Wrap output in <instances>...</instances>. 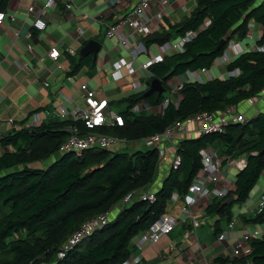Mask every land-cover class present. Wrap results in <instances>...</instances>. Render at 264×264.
<instances>
[{
    "label": "trees",
    "instance_id": "trees-1",
    "mask_svg": "<svg viewBox=\"0 0 264 264\" xmlns=\"http://www.w3.org/2000/svg\"><path fill=\"white\" fill-rule=\"evenodd\" d=\"M7 0H0V12ZM5 12V11H4ZM209 19L208 25H204ZM261 27L257 44L264 43V0H197L196 7L181 21L168 24L167 29L143 37V44H163L179 38L187 31L196 32L183 46L160 62L149 66L150 79L161 81L169 90L168 80L187 71L210 69L228 43L236 37L242 40L249 31L248 23ZM224 38L222 46L217 47ZM92 54L78 56L71 74L82 66L95 67ZM228 70H238L227 78L213 77L204 81H184L177 93V105L169 102L161 113L133 112L140 101L157 107L169 95L144 90L130 93L121 101L126 107L119 112L121 125H106L91 129L110 136L136 140L161 133L175 121L186 120L198 113L215 114L231 105H243L248 97L259 96L264 87V52L245 50L227 63ZM149 82V81H148ZM170 92V91H169ZM18 122L24 124L30 119ZM80 121L49 118L36 126H19L0 137V264H120L134 249L133 238L149 226L168 207L173 192L180 196L202 167L200 150L217 147V153L228 158L245 154L246 165L235 175L234 190L224 197L211 198L204 208L205 216L217 215L214 234L222 230L220 219H232L231 208L244 203L264 170V109L246 123H231L222 132L199 133L196 137L177 141L175 153L180 158L177 167H170L154 191V200L141 199L139 193L148 190L158 173L159 153L156 148L134 151L106 150L94 147L77 155L60 153L59 146L68 135L65 127ZM90 130V129H89ZM127 147V146H126ZM57 153L55 157L54 154ZM53 161L43 167L28 166ZM225 161H223L224 164ZM128 193H135L130 202L121 205ZM234 194L231 204L222 201ZM109 213V221L84 236L62 258L59 247L85 221ZM246 223H264V207ZM249 252L230 258L231 264H264V234L250 239ZM229 258L218 256L215 261Z\"/></svg>",
    "mask_w": 264,
    "mask_h": 264
},
{
    "label": "crops",
    "instance_id": "crops-1",
    "mask_svg": "<svg viewBox=\"0 0 264 264\" xmlns=\"http://www.w3.org/2000/svg\"><path fill=\"white\" fill-rule=\"evenodd\" d=\"M137 1L124 0L117 4L114 0H73V3L71 0H56L52 7H45L41 0H7L4 11L15 19H6L0 24V137L15 129L14 126L26 119L32 111L39 114V122L41 123L49 119L44 110L58 111L62 105L72 108L83 104L85 93L80 90V86L84 83L89 86V79H94L97 82L95 88L89 87L95 90L98 97L107 99V109H110L109 105L114 101L108 99L109 93H121L128 89H133L134 92L132 93H135L144 90V87L146 89V82L142 80V76L138 75L137 70L129 72L126 67H122L117 71L115 70V63L121 59L125 61L130 59L137 50H139L137 57L142 52H145L147 56L148 53H153L151 47H154L158 53V44L154 43L145 47L143 37L140 36L132 41L129 48H126L116 38L106 36L108 24L113 23L127 12ZM167 1L170 5L166 13L157 21L159 27L157 31L167 29L168 24L177 23L188 16L196 7L197 0ZM68 5H71V8ZM28 7H32V10L29 11ZM151 11L153 13L158 11L156 4ZM36 16L46 21L45 30L38 31L32 26V21ZM251 23L250 33L257 27V30L254 31H257L258 36L255 43L252 46L247 45L245 50H255L258 45L257 40L262 32L257 23L254 21ZM27 33L30 35L27 36ZM90 39L99 42V50L104 47V54L102 57H98L97 53L95 67L90 68L89 65H85L75 74H71L80 49ZM231 41L238 42L241 40L233 37ZM239 46L244 52L241 43ZM51 47H56L60 51L56 60L48 55ZM68 48H72L76 52L75 55L70 54L67 51ZM224 51L225 58L217 59L214 65H219L225 69L226 75L222 72L215 74L220 78L230 76L227 63L239 54L233 53L230 48H226ZM106 63H109L111 67L110 73L104 71ZM137 80H140L141 83H137ZM185 80L184 75L175 76L168 80L170 95L173 85ZM111 82L115 84V89L105 90L103 85ZM262 108L264 109V98L262 97H257L254 104H249L246 101L243 105L238 106L239 111L245 112L249 117L256 115ZM198 134V125L191 121L187 133L179 139L196 137ZM177 141V139L173 140L176 143ZM165 145L172 147L171 143H165ZM2 153L3 148L0 147V154ZM218 155L226 156L225 154ZM239 158L246 161L245 154L230 160L234 161ZM53 159L54 157L51 156L45 163L38 161L28 166L43 167L52 162ZM160 167L161 170L158 171L154 183L150 186L151 189L155 190L159 187L162 177L168 170L165 162H162ZM229 167L235 169L236 173L239 171L235 165L225 166L222 170L223 176L227 175L226 171L229 170ZM234 181L235 176L231 182L234 183ZM219 185H222V180H220ZM249 198L250 196L244 203L235 204L231 208L236 230L231 231L221 242L216 240L217 235L214 234L215 222L219 217L202 214L203 210L201 211V209H203L206 199H201L203 202L196 205L197 209L195 206L193 207L195 211L193 217L203 219V223L197 226L195 234H190L187 238L183 237L188 228V221L180 223L170 233L163 235L159 241L154 243L140 242L142 232L138 233L133 238L134 249L131 252L132 255L140 256V260L135 264H231L233 241L240 234V231L246 229L245 219L255 214V210L258 208L256 205L261 200L260 197L256 202L257 204H250ZM182 205L181 200L176 201L168 210L178 215L176 211H179ZM237 206V216L242 219L243 223H239L238 217L234 216L233 210ZM227 224V221L220 219L219 226L222 230L218 234L227 231ZM254 229L264 231V223L254 225ZM194 241L197 246L194 245ZM169 243L175 245L171 250L168 248ZM218 256L229 259L226 262L215 261Z\"/></svg>",
    "mask_w": 264,
    "mask_h": 264
},
{
    "label": "built area",
    "instance_id": "built-area-1",
    "mask_svg": "<svg viewBox=\"0 0 264 264\" xmlns=\"http://www.w3.org/2000/svg\"><path fill=\"white\" fill-rule=\"evenodd\" d=\"M73 0H71L72 2ZM115 3L120 4L124 0H114ZM56 0H45V7H52L55 4ZM73 3V2H72ZM157 5L158 11L153 13L151 11L154 5ZM169 2L167 0H138L131 8L125 12L123 15L118 17L113 23L108 24L106 28V36L109 38H116L123 47L129 48L132 41L136 37H145L149 34L154 33L159 29L157 21L164 15L169 7ZM71 8V5H68ZM29 11L32 10V7H28ZM6 19L14 20L13 16L7 15L6 12H0V24L3 23ZM210 22L209 19H205L204 25H208ZM32 26L38 30L43 31L46 28V21L36 16L32 21ZM252 23L249 21L248 27L251 28ZM261 28V27H260ZM18 34L17 32L15 33ZM196 32L187 31L185 34L178 38L176 43H171L167 41L163 44L158 45V53H148V60L138 63L137 62V50L131 58L128 60L121 59L115 63V70L119 71L122 67H126L129 72H134V65L136 64L139 69H148L149 66L153 63L160 62L164 59L167 52H180L183 51V46L188 42ZM30 33H27L29 36ZM247 36H252L250 29L247 33ZM226 48H230L233 53H240L242 49L239 46V43L236 41H230ZM255 50L264 52V43L256 46ZM67 51L75 55V51L72 48H68ZM225 52V51H224ZM218 57L217 59H224L225 54ZM60 51L56 47H51L48 55L56 60L59 57ZM217 59L214 61L217 62ZM211 66L210 69H199L195 71H187L184 73L186 78L185 81H204L211 79ZM238 70L234 69L229 71V75H237ZM184 82V81H182ZM182 82H177L173 85L171 95L164 99V102L157 106L152 107L144 101H140L135 104L131 111L140 112L148 111L153 113H161L162 109L165 108L169 102H173L175 105L178 104L181 96L177 93L179 88L182 85ZM137 83H141L140 80H137ZM80 90L85 93L84 102L81 105H76L72 108H67L62 105L59 107V110H44L48 118H54L58 120L70 119L74 122L80 121L88 130L81 129V126L78 124H69L65 127V130L68 132L66 140L60 144L58 151L60 153L73 152L77 155L81 154L82 151L100 147L106 150H118L121 147L133 146L135 143H143L147 148H156L159 153V163L158 171L161 170L160 164L165 162L168 169L170 167H177L180 163V158L175 153L176 142H173L174 139L179 140V138L187 133L188 125L191 121L195 122L198 125L199 133H211V132H222L224 127L231 123H246L251 117L246 115L245 112H241L238 109L237 105H231L225 110L211 114L207 112L198 113L186 120L175 121L172 124L164 128L161 133H154L152 135L142 137L136 140H128L125 137H115L107 134H103L97 131H93L95 127L106 126V125H121L123 122V117L113 111L112 109H107L108 102L106 98L98 97L95 90L91 89L86 83L80 86ZM264 98V87L261 89L259 96ZM257 97H248L247 102L249 104H254ZM155 109H158V112H155ZM40 116L38 113H33L28 121L22 125H15L14 127L19 126H36L40 122ZM90 129V130H89ZM174 138V139H173ZM165 143H171L172 147L165 145ZM173 149V151L171 150ZM170 153H172V159H169ZM202 167L198 170L197 174L193 178L192 182L187 188V192L183 195H179L176 192H173L168 200V207L164 213H162L150 226L147 230L143 231L140 236V242L148 241L154 243L160 240V238L170 233L175 227L180 223H185L188 221V228L185 230L183 237L187 238L190 234L196 233V228L201 223L203 219H196L193 217V207L197 209L198 204H201L203 201L201 199H206L207 201L203 204L204 208L210 202L213 197H224L228 194L229 191L234 190V184L223 176L222 168L235 165L239 170H241L246 161L243 158L236 159L231 161L228 156H218L216 150L212 147H206L200 150ZM223 161L224 164H223ZM220 180H222V185H219ZM212 184V185H211ZM154 190L148 188L138 194L128 193L121 201V205L131 201L133 197H140L141 199H147L153 201ZM181 200L183 205L179 212L182 214L180 218L174 212L168 210L169 207L176 201ZM264 207V193L261 196V200L258 203V208L255 210V213L260 212ZM109 221V213L101 214L96 217H93L85 221L77 230H75L69 238L59 247L57 251V257L62 258L65 256L66 252L73 248L81 238L90 234L97 227L102 226L103 224ZM227 231L221 232L217 235L216 240L221 242L224 238L227 237L231 231L235 229L234 218L227 224ZM264 234V231L259 229H254L250 233L247 229L240 231V234L236 236L233 241L231 256H243L249 252V240L253 238L261 237ZM194 245L197 246V243L194 241ZM138 247L139 244H138ZM175 247L174 243H169L168 248L171 250ZM140 260L139 255L130 254L129 257L123 260L120 264H135ZM249 264V263H248Z\"/></svg>",
    "mask_w": 264,
    "mask_h": 264
},
{
    "label": "rangeland",
    "instance_id": "rangeland-1",
    "mask_svg": "<svg viewBox=\"0 0 264 264\" xmlns=\"http://www.w3.org/2000/svg\"><path fill=\"white\" fill-rule=\"evenodd\" d=\"M41 1H42V3H43L45 0H41ZM254 30H257V27H255V28L253 29L252 37H248V36H246V37L243 38L241 41H238L239 43H241V46L243 47L244 50L247 48V45L252 46V45L255 43V40L257 39L256 37H257L258 35L256 34L257 31H254ZM177 41H178V38H173V39L170 40L171 43H176ZM150 49L153 51V53H156V50H155L154 47H151ZM170 53H172V52H171V51L167 52V54H170ZM103 54H104V47L101 48V49L99 50V52H98V57H102ZM146 60H148V56H147V54H146L145 52H142V53L137 57V62H138V63L144 62V61H146ZM218 66H219V65H218ZM218 66H212L213 69H214V67H215V69H214V71H213V69L211 70V72L213 73V74L211 75V77H218V76H215V74H216L217 72L225 73V69L222 68L221 66H219V67H218ZM110 69H111V67H110L109 63H106V64L104 65V71H105V73H106V72H107V73H110V71H111ZM134 69L137 70V72H139L138 75L142 76V80L146 82L145 85H147L148 81H151V79H150V75H151V73H150V71H149L148 69H139L138 66H137L136 64L134 65ZM216 75H217V74H216ZM225 75H226V73H225ZM182 76H183V75H182ZM219 78H220V77H219ZM89 86H90L91 88H95V87L97 86V82H96L94 79H89ZM103 87H104L105 90L115 89V84H114L113 82H111L110 84L106 83V84L103 85ZM122 88H123V87H122ZM144 89H145V87H144ZM132 92H134L133 89H131V90L128 89V90H126V91H124V92H121V93H118V92H115V93H112V94L109 93V95H108V99H109V100H114V101L109 105L110 109H112V110L115 111L116 113H119L120 111H122V110L126 107V103L123 102V101H121V99H122L123 97L127 96L128 94L132 93ZM163 93H164V95H169V94H170V92H169L168 89H167V90H164ZM169 96H170V95H169ZM158 111H159L158 109H155V112H158ZM173 139H174V138H173ZM139 148H145V146L143 145V143H141V144H139V143H135V144H133V146H127V147H125V148H122V150H124V151H134L135 149H139ZM214 149L216 150L217 147H214ZM171 150L173 151L172 148H171ZM216 151H217V150H216ZM218 154H219V153H217V155H218ZM54 156L56 157V156H57V153H55ZM218 156H219V155H218ZM169 159H172V153H170ZM46 161H47V159L44 160L43 162L45 163ZM49 163H50V162H49ZM47 164H48V163H47ZM45 166H46V165H45ZM34 167H36V166H34ZM223 169H224V167L222 168V170H223ZM226 172H227L226 177H227L229 180L233 181V180H234L235 173H236V170L233 169L232 167H229V170L226 171ZM263 193H264V170H263L262 173L260 174L257 183L255 184V186L253 187V189L251 190V192H250V194H249V196H250V198H249V199H250V202H249V203H250V204L256 203L257 200H259V198L263 195ZM256 204H257V203H256ZM257 206H258V205H256V207H257ZM241 208H242V207H241ZM176 212L178 213V216L181 218V217H182V216H181V213H179L178 210H177ZM233 213H234V216H237V215H238V206H237L236 208H234ZM237 217H238V216H237ZM237 220H238L239 223H243V222H242V219H241L240 217H238ZM254 225L257 226V224H253V223H246L245 226H247L246 229H247L250 233H252V231L254 230ZM132 242H133V241H132Z\"/></svg>",
    "mask_w": 264,
    "mask_h": 264
},
{
    "label": "water",
    "instance_id": "water-1",
    "mask_svg": "<svg viewBox=\"0 0 264 264\" xmlns=\"http://www.w3.org/2000/svg\"><path fill=\"white\" fill-rule=\"evenodd\" d=\"M224 41H225V39L222 38V39L219 41L217 47L222 46L223 43H224ZM99 47H100L99 42H97V41H95V40H93V39H90V40H88V41L85 43V45L80 49V51H79V55H80V56H84V55L92 54L93 57H96V55H97V53H98V51H99ZM163 90H164V89H163V86H162V84H161V81H160L159 79H157V78H154V79H151V81H149V82L147 83V90L145 91V95H146V94H149V93H151V92H153V91H158L159 93H162ZM233 200H234V194H233V193H230V194L228 195V197H226V198L222 201V203H223V204H227V205H229V204H231V203L233 202Z\"/></svg>",
    "mask_w": 264,
    "mask_h": 264
}]
</instances>
